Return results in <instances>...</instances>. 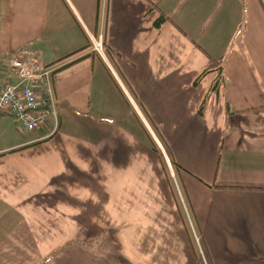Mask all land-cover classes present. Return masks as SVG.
<instances>
[{
  "label": "crops",
  "instance_id": "0c3cea01",
  "mask_svg": "<svg viewBox=\"0 0 264 264\" xmlns=\"http://www.w3.org/2000/svg\"><path fill=\"white\" fill-rule=\"evenodd\" d=\"M14 57L58 128L0 116V264H264V0H0Z\"/></svg>",
  "mask_w": 264,
  "mask_h": 264
},
{
  "label": "built area",
  "instance_id": "2783aa9c",
  "mask_svg": "<svg viewBox=\"0 0 264 264\" xmlns=\"http://www.w3.org/2000/svg\"><path fill=\"white\" fill-rule=\"evenodd\" d=\"M90 52L108 61V53L99 41L91 39ZM36 64V60L27 63L17 57L8 61L18 83L5 85L0 90V116H10L21 130L28 132L49 124L52 127L51 134H54L58 128V118L48 84L51 70H36Z\"/></svg>",
  "mask_w": 264,
  "mask_h": 264
},
{
  "label": "trees",
  "instance_id": "16d2710c",
  "mask_svg": "<svg viewBox=\"0 0 264 264\" xmlns=\"http://www.w3.org/2000/svg\"><path fill=\"white\" fill-rule=\"evenodd\" d=\"M160 21L156 22V25H159ZM88 46H86L87 48ZM109 52V51H108ZM94 57L93 54H90V55H87L85 57H82V58H79L77 60H75L74 62H72L71 64H74L78 61H80L81 59H84V58H88V57ZM113 56V55H112ZM69 64V65H71ZM67 65V66H69ZM224 65H225V59L220 57V58H217V59H212L210 60V65L200 74V76L198 77V79L196 80V83L197 81H199L203 76H205L206 74H210V73H213L216 75V78L214 80V83L212 85V91L216 90L217 88H219L220 86L224 85L225 83V71H224ZM65 66V67H67ZM64 67V68H65ZM202 110H203V104L201 105L200 107V110H199V113L201 114L202 113ZM151 149L153 151H156V148L151 145ZM174 167L176 169H179L178 166H176L175 164H173Z\"/></svg>",
  "mask_w": 264,
  "mask_h": 264
},
{
  "label": "rangeland",
  "instance_id": "374dc122",
  "mask_svg": "<svg viewBox=\"0 0 264 264\" xmlns=\"http://www.w3.org/2000/svg\"><path fill=\"white\" fill-rule=\"evenodd\" d=\"M126 125V124H125ZM26 131V130H25Z\"/></svg>",
  "mask_w": 264,
  "mask_h": 264
}]
</instances>
